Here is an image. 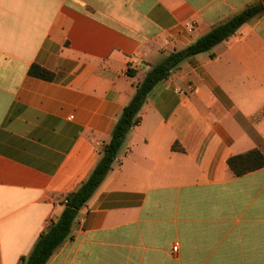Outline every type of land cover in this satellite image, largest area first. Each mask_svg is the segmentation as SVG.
Wrapping results in <instances>:
<instances>
[{"label":"crops","instance_id":"1","mask_svg":"<svg viewBox=\"0 0 264 264\" xmlns=\"http://www.w3.org/2000/svg\"><path fill=\"white\" fill-rule=\"evenodd\" d=\"M256 1L0 0V264L59 218L151 66ZM140 116L46 264H264V167L228 164L264 154V15L182 62Z\"/></svg>","mask_w":264,"mask_h":264},{"label":"trees","instance_id":"2","mask_svg":"<svg viewBox=\"0 0 264 264\" xmlns=\"http://www.w3.org/2000/svg\"><path fill=\"white\" fill-rule=\"evenodd\" d=\"M261 15H264V2L251 3L228 20L212 27L190 45L171 51L160 62L151 66L144 78L137 83L136 92L129 104L125 106L91 175L77 190L65 196V206L61 215L57 220L50 221L48 228L40 235L30 254L21 257V264H46L55 250L70 237L73 222L79 211L86 206L108 173L113 169L130 130L141 122L140 111L150 91L159 82L168 78L182 62L200 53L211 51L216 45L234 36L249 20ZM29 73L46 80H54L55 78L54 72L39 64H33ZM127 73L134 76L135 70L129 68ZM173 147L177 148V143ZM228 164L235 175L241 176L264 167V154L259 149H253L230 157Z\"/></svg>","mask_w":264,"mask_h":264},{"label":"built area","instance_id":"3","mask_svg":"<svg viewBox=\"0 0 264 264\" xmlns=\"http://www.w3.org/2000/svg\"><path fill=\"white\" fill-rule=\"evenodd\" d=\"M178 250H179V246H178V245H175V246L173 247V251L176 253V252H178Z\"/></svg>","mask_w":264,"mask_h":264}]
</instances>
